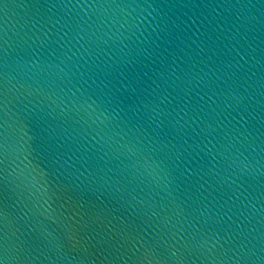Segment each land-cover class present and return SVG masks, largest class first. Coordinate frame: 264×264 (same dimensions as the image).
<instances>
[{
  "label": "water",
  "instance_id": "1",
  "mask_svg": "<svg viewBox=\"0 0 264 264\" xmlns=\"http://www.w3.org/2000/svg\"><path fill=\"white\" fill-rule=\"evenodd\" d=\"M0 264H264V0H0Z\"/></svg>",
  "mask_w": 264,
  "mask_h": 264
}]
</instances>
